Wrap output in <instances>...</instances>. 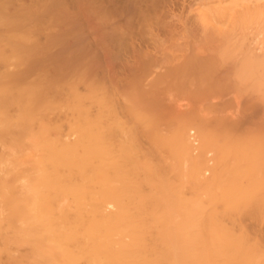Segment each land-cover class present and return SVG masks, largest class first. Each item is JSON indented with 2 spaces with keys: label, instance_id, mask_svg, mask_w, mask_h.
Listing matches in <instances>:
<instances>
[{
  "label": "bare ground",
  "instance_id": "1",
  "mask_svg": "<svg viewBox=\"0 0 264 264\" xmlns=\"http://www.w3.org/2000/svg\"><path fill=\"white\" fill-rule=\"evenodd\" d=\"M3 1L0 264H264V121L254 123L264 109L257 108L264 106V3H191L197 9L191 19L183 14L185 23L180 15L182 28L170 21L182 29L185 48L182 42L171 49L181 35L166 24L168 32H161L163 16L156 33L152 1H120L131 15L120 8L121 23V15L112 22L111 11L102 13L98 19L108 21L98 24L110 33L96 28L93 50L76 20L88 0L75 1L77 14L60 8L61 0L6 1L15 8ZM90 1L89 12L102 10V1ZM134 30L142 40L173 35L160 49L172 54L158 53L159 63L151 55L155 62L147 57L136 67L135 53L128 67L117 64L125 53L110 44L121 46L126 41L117 38H132ZM145 40L147 50L154 46L155 39ZM142 44L139 51L146 50ZM107 54L115 75L103 66L101 77L93 66ZM155 63L164 70L148 78ZM251 96L256 103L249 107ZM241 97L260 110L256 118L247 115L255 118L251 125L244 107L240 117L226 115Z\"/></svg>",
  "mask_w": 264,
  "mask_h": 264
},
{
  "label": "rangeland",
  "instance_id": "2",
  "mask_svg": "<svg viewBox=\"0 0 264 264\" xmlns=\"http://www.w3.org/2000/svg\"><path fill=\"white\" fill-rule=\"evenodd\" d=\"M1 1L4 2L3 0H1ZM6 1H7V0H5V3H6L8 6H7L6 4H5V5H6L8 8H12V7L15 8V7L18 6V5H16V6L14 5V6H15V7H14V6H12L11 4H9L11 1H10V2H6ZM8 1H9V0H8ZM15 1H17V0H15ZM18 1H19L21 4L24 3V5H26V3H27V5L30 4V3L28 2V0H18ZM18 1H17V2H18ZM29 1H30V0H29ZM43 1H44V0H42V2H43ZM46 1L49 2L48 0H46ZM46 1H45V2H46ZM50 1H52V0H50ZM65 1H66V2H65ZM69 1H70V0H61V2H62L61 5H62L63 7L61 6L60 8H66L65 11H66V12L69 11V13L74 9L72 13L75 12V13L77 14L78 9H76V8H77L78 6H77V3H76V4H74V3H75V1H79V2L81 3V0H71L73 3H72L71 1H70V2H69ZM84 1H87V0H84ZM88 1H89V2H88L89 9L86 8V7H84V9H86V11H87V13H86V11H85L84 14H85V15L88 14V17H87V15L84 16V14H82L84 17H83L82 15H80V16L77 17L76 20H77V23L79 22V23H78V25H80L79 28H81V31H80V29H79L80 34H81V35H84L85 37H89V38H91V40H90L89 38H88L87 40L91 41V42H90L91 44H90V43H89V44H90V46H92V49L94 50V47H95V46H94V40L92 39V35H93V33H94V35H96V34L98 33V32H97L98 30H96V28H100V26H102V25L104 24L105 21H108V18H106L107 20L105 19V20L103 21V23H101V21H100L99 19H100V17L102 16V13H107V9H108L109 12L111 11L110 14H112V15L107 14V16L109 15V19H110V21L113 22L112 19L117 20V18H118L120 15H121V16H120L121 19H120V17L118 18V19H120L119 22H121L122 18H123V21H125V20H124V19H125L124 16L126 15V12H124L125 15L123 16L124 13H122V12H123L122 10H124V8L126 9V7H127L128 5L126 4V3H127V0H119V1H118V0H115V1H117V2H115V1L113 0L116 4L112 1V2L114 3V4H113V3L111 2V0H110L108 5H107V3H106V2H108L107 0H98L99 2L102 1V3L100 2L99 4H103V5H102V6L100 5L101 8H102V10H100V8H99V10H97L98 7L95 8V12H97L96 15H95V12H94V13H91V11H90V12L88 11V10H90V7L93 9V6L90 4L91 1H90V0H88ZM104 1H105V2H104ZM120 1H121V2H120ZM130 1H131V3H132V0H128V2H130ZM133 1H134V6H135V4L138 5V3H139L138 0H133ZM135 1H137V3H136ZM139 1L142 2L141 0H139ZM143 1H144V0H143ZM146 1H147V0H146ZM146 1H145V2H146ZM149 1H152V3H150V4H151V5L153 4L152 7L155 8V10H154V8H153V10H152V7H151L150 9L152 10V13L154 12V13H153L154 15H152V14H151V15L154 16V17H152V18H153V22L155 23L154 26L156 25V26H155V30L157 31L156 33H158L159 31H161V30H159V27H158V26H161L163 23H164V26L162 25V26H163L162 28H164L165 30H162L161 32H163V31H167L168 28H167L166 25H168V26H172V23H173V22H172L171 20H173V21L175 20L174 23H173V26H174V24H175V26H177V23H178V26L181 24V25L179 26V28H182V27H181V26H182V23H185L184 20H186V18H187V19H188L189 17H190V19L193 18L192 16H194V15H192V14H195V13H194V10L197 9V8H196V9L193 10V8H195V6H197L198 4H201V2H202V1L199 2V0H192V1H190V0H189V1H188V0H179V1H176V0H173V1H172V0H160V1H159V0H157V3H158V5H159L160 7H162V6H163V7L167 6L166 8H163V7H162V9H161L160 7H157V8H156V6H157L156 4H157V3H155V2H156L155 0H154L155 2H154L153 0H149ZM149 1H148V3H149ZM161 1H162V4H163V5L160 4ZM165 1H167L168 3H164ZM245 1H246V0H245ZM248 1L250 2L251 0H248ZM248 1H247V3H248ZM2 2H1V3H2ZM13 2H14V0H13L11 3H13ZM30 2H31V1H30ZM45 2H44V4H45V6H46V3H47V2H46V3H45ZM54 2H55V0H53V3H54ZM58 2H60V0H59ZM68 2H69V3H68ZM119 2H120L121 4L124 2L127 6L122 7V5H124V3L121 5ZM145 2H144V3H145ZM170 2H171V3L173 2V3L171 4ZM198 2H199V3H198ZM241 2H242V1H241ZM259 2H260V5H262V3H264V1L261 2V0H260ZM28 3H29V4H28ZM40 3H41V1H40ZM55 3H56V2H55ZM67 3H68L69 5H68ZM80 3H78V4H80ZM82 3H83V2H82ZM97 3H98V2H97ZM142 3H143V2H142ZM154 3H155L156 6L154 5ZM181 3L184 4V7L181 6ZM191 3H192V5H193V8L191 7V6H192ZM197 3H198V4H197ZM202 3H203V2H202ZM245 3H246V2H245ZM3 4H4V3H3ZM13 4H14V3H13ZM18 4H19V3H18ZM44 4L42 3V5H44ZM56 4H57V3H56ZM71 4H72L73 6H72ZM110 4H112V5H110ZM118 4H119V5H118ZM128 4H129V3H128ZM132 4H133V3H132ZM139 4H141V3H139ZM145 4H146V3H145ZM164 4H165V6H164ZM169 4H171V5H169ZM196 4H197V5H196ZM241 4H242V3H241ZM241 4H240V5H241ZM10 5H11V7H10ZM47 5H49V3H47ZM59 5H60V3H59ZM75 5H76V6H75ZM85 5H87V3H86ZM88 5H87V7H88ZM106 5H107V6H106ZM109 5H110V6H109ZM129 5H131V4H129ZM141 5H142V4H141ZM141 5H139L141 8H143L144 6L147 7V5H144V4H143V7H142ZM151 5H150V6H151ZM175 5H176V6H175ZM190 5H191V6H190ZM243 5H246V4H244V2H243ZM50 6L55 7L56 5H55V4H54V5L50 4ZM64 6H65V7H64ZM80 6H84V3H83L82 5L80 4ZM97 6H99V5H97ZM100 6H99V7H100ZM104 6H105V7H104ZM112 6H113V7L117 6V8H113ZM168 6H169L170 8H169ZM172 6H173V7H172ZM188 6H189V8H191L193 11H191V9L189 10V8L187 9ZM198 6H199V5H198ZM198 6H197V7H198ZM241 6H242V5H241ZM262 6H264V5H262ZM53 7H52V9H50V10H53V9H54ZM56 7H59V6H56ZM67 7H68V8H67ZM75 7H76V8H75ZM111 7H112V10H111ZM131 7H132V6H130V8H131ZM146 7H145V8H146ZM148 7H149V6H148ZM148 7H147V10H150V9H148ZM171 7H172V8H171ZM49 8H51V7H49ZM104 8H105L106 10H105ZM120 8H122V10H121ZM145 8H144V10H145ZM159 8H160V9H159ZM179 8H180V9H179ZM182 8H184V9H182ZM44 9H45V8H44ZM47 9H48V7H47ZM56 9H57V8H56ZM56 9H54V10H56ZM67 9H69V10H67ZM92 9H91V10H92ZM114 9H116V10L113 12ZM119 9H120V10H119ZM133 9H134V7H133ZM158 9H159L161 12H160ZM164 9H165V10H164ZM170 9H171V10H170ZM185 9H186V11H185ZM262 9H264V7H262ZM50 10H48V12H50ZM104 10H105V11H104ZM147 10H145V12H147ZM156 10H158V11H157L158 13L160 12L159 14L163 13L164 11H165V13H163V14L160 15V16H159V15L157 16L158 13L156 12ZM169 10H170V11H169ZM176 10H178V11H176ZM93 11H94V10H93ZM93 11H92V12H93ZM99 11H100V12H99ZM101 11H102V12H101ZM116 11H118V12H116ZM119 11L121 12V14H119V13H120ZM124 11H125V10H124ZM126 11L129 12L130 15H131V9H130V11H128V9H126ZM183 11H184V12H183ZM188 11H189V12H188ZM52 12H55V11H52ZM52 12H50V13H47V12H46V13H47L48 16H49V14H52ZM88 12L91 13V14L89 15ZM132 12H133V11H132ZM148 12H149V11H148ZM180 12H181V13H180ZM67 13H68V12H67ZM72 13H71V14H72ZM99 13H101V14H99ZM113 13H114V15H113ZM149 13H151V12H149ZM155 13H156V14H155ZM166 13H167V15H166ZM170 13H171V14H170ZM172 13H173V14H172ZM190 13H191V14H190ZM47 14H46V15H47ZM92 14H94V16H95L94 19H93L94 16H93ZM97 14H99V15L97 16ZM115 14H116V15H115ZM164 14H165V15H164ZM168 14H169V17H168ZM175 14H176V15H175ZM181 14H182V15H183V14H184V15H187V16H189V17L184 16V15L182 16ZM189 14H190V15H189ZM100 15H101V16H100ZM103 15H104V14H103ZM127 15H128V14H127ZM151 15H148V16L150 17ZM180 15H181V18H180ZM50 16H51V15H50ZM99 16H100V17H99ZM112 16H114V18L111 19L110 17H112ZM115 16H117V17H115ZM161 16H163V18H164V17H167V18H164V21H165V22H163V23L160 22V21H163V20H160V19L162 18ZM176 16H179V17H176ZM81 17H83V19H82ZM155 17H156V18H155ZM170 17H172V18H170ZM173 17H174L175 19H173ZM183 17H185V19H183ZM79 18H80L82 21H81ZM86 18H88V19H86ZM91 18H92V19H91ZM96 18H97V19H96ZM98 18H99V19H98ZM145 18H147V21H149V22L151 21V20H148V17H145ZM150 18H151V17H150ZM150 18H149V19H150ZM152 18H151V19H152ZM163 18H162V19H163ZM178 18H180L181 20L183 19L184 22L182 21V23H180V21H179L180 19H178ZM84 19H85V20H84ZM156 19H157V20H156ZM88 20H89V21H88ZM94 20H96V21L98 20V21L95 22ZM158 20H159V21H158ZM168 20H169V21H168ZM83 21H84V22H83ZM167 21H168V22L171 21L172 23L170 22L171 24L169 23V24H170V25H169L168 23H166ZM88 22L90 23V24H89L90 27L87 26V25H88ZM91 22L94 23L95 25L98 24V23L100 22V24H102V25H99V24H98L99 26L97 25V26H98V27H97V26H95L94 24H92ZM156 22H158V24H156ZM159 22H160V24H159ZM176 22H177V23H176ZM81 23H82V25H83V24H84V25L86 24V25H85V28H84V25H83V27L81 26ZM110 23H111V22H109V23L107 22L106 24H110ZM117 23H118V21H117ZM121 23H122V22H121ZM121 23H120V24H121ZM91 24H92L93 26H92ZM111 24H113V23H111ZM111 24H110V25H111ZM115 24H116V23H115ZM165 24H166V25H165ZM110 25H107V26H110ZM150 25L152 26L153 24L150 23ZM91 26H92L93 28H92ZM94 26H95V27H94ZM173 26H172V29L169 28V29H170L169 33H171V30H173L172 34L175 35V33H177V35H178V32H179V36L181 35V38L178 37V40H177V39H176L177 37L175 36V37H176L175 39H171V38H173V37H172L173 35L168 34V35H169L168 37H169V38L171 37L170 39L173 40V41H170V42H169V43H170V46H173V47H170L169 45H168V47H170L171 49H174L175 46H177L178 44H180V45L177 46V49H178V47H179V49H181L180 46H182L183 43H184L183 47L185 46V42H183V40H184L183 38H184V37H183V35H182V34H183L182 29H179V30L176 29V30H175V28H173ZM175 26H174V27H175ZM178 26H177V28H178ZM88 27H89V28H88ZM110 27H111V26H110ZM60 28H61V27H60ZM90 28H92V29H90ZM102 28H106V26H105V27L102 26ZM152 28H153V26H152ZM152 28H150V29L152 30ZM157 28H158V29H157ZM160 28H161V27H160ZM162 28H161V29H162ZM166 28H167V29H166ZM84 29H86V30H84ZM87 29H88V31H87ZM108 29H109V28L107 27V28L104 29V30H107V31H108ZM83 30H84L85 32H86V31H87V32L84 33V34H82V31H83ZM91 30H92V31H91ZM94 30H95V32H94ZM155 30H154V28H153V31H155ZM174 30H175L176 32H175ZM134 31H135V30H134ZM136 31H137V30H136ZM136 31H135V34H133L134 36H132V38H134L135 35L137 36L136 33H137L138 31H137V32H136ZM153 31H152V32H153ZM92 32H93V33H92ZM105 32H106V31H105ZM161 32H160V34H158L159 37H158L155 33H154L155 36H153V37H150V36H152V35H150V36H147V35H146V37H147V38L145 37L146 40L144 39V36L142 37L143 40H145L146 42H147V41H148V42L150 41L151 43H152V40H153V42H154V39H155V42H154L155 44H154V46H152L153 44L150 45V47H148V49L150 48L149 50H147V46H148V45H146V43L141 39L140 36H142V35H140V33H138V34L140 35V36L138 35V36L140 37L139 39H138L137 37H135V38L138 39V40L135 41L136 44H135V43H132V41L134 42V39H132L131 37L125 39V38H124L125 36H123V38H124V39H123L122 37H121V38H117V37H114V35H113V37H114L113 39H115V38H117L118 40L120 39L119 41H122V43L124 42V40L126 41V42L123 43V44L121 43L122 45L120 44L121 46H118V47H117V45H114V43H113V45H112V43L110 44V47H109V48H111V47L114 46V47H113V50H114L113 52H115V50H116V52H117V50L120 49V50H118V52H117V53L120 54V56H123L122 54L125 53V54H124L125 56H124L123 58H122V57H118L119 54L117 55L118 59L120 58L119 60L117 59V57H116L115 54H114V56L116 57V58H115L116 61H114V62L117 63V60H118V63H117V64H120V63H122V62H124L123 64H127V63H125V62H127V59H130L129 62H132V60H133L132 58L135 57V53H136L137 56H136L135 58H137V61H136L137 63H135V64H136V67H138L139 63H140V62H143L142 60H144V59L146 60V59H148V58H152V60H154L155 58H157V60H158V58H160V56H162V55H165V56H166V55H167L166 53H168L169 50L171 51V49L168 48V51H167L166 49H165V51H163L164 49H163V50H160V49H162V48L164 47V46H163L164 44H165V46H166V44H167L168 42L165 43V41H169L170 39H167L168 37L165 35V34H167L166 32L164 33V35H165L166 37H165L164 35H163V36H164V37H163L162 34H161ZM167 32H168V31H167ZM87 33H88V34L90 33L89 36H87V35H88ZM106 33H110V29H109V32H106ZM133 33H134V32H133ZM80 34H79V35H80ZM86 34H87V35H86ZM81 35H80V36H81ZM94 35H93V36H94ZM98 35H99V33H98ZM110 35H112V34H110ZM160 35H161V36H160ZM170 35H171V36H170ZM43 36H44V35H42V36L40 35V37H38V38H40V40H41V38H42L41 41H43V39H44ZM84 36H83V37H84ZM90 36H91V37H90ZM116 36H118V35H116ZM126 36H127V35H126ZM128 36H129V35H128ZM182 37H183V38H182ZM179 38H180V39H179ZM117 39H116V40H117ZM127 39H128V40L130 39L132 45H131V43H128L129 41H128ZM156 39H157V40H156ZM163 39H164V40H163ZM165 39H166V40H165ZM182 39H183V40H182ZM40 40H39V41H40ZM108 40H109V39H107V41H108ZM140 40L143 41V42H141ZM159 40H161V41L163 40L164 42H160ZM176 40H177V43L175 42ZM179 40H180V41H179ZM44 41H45V40H44ZM127 41H128V42H127ZM138 41H140V42H138ZM184 41H185V40H184ZM92 42H93V44H92ZM150 42H149V44H150ZM156 42L160 45L159 50H160L161 52L158 51V49L155 47V46H156ZM173 42H175V43L173 44ZM182 42H183V43H182ZM141 43H143L142 46H143L144 48H143L142 46H141V47H142L143 49H145V47H146V50L150 52V53H149V52L144 53V54L147 55V56H145V55L143 56V53L140 52V51L146 52V50H145V51H144V50H140V51H139V49H138V48H139L138 46H140ZM162 43H164V44L161 46ZM169 43H168V44H169ZM89 44H88V45H89ZM116 44H117V43H116ZM133 44H135V45H133ZM123 45H125V46H123ZM126 45H127V46H126ZM129 45H130L131 47H130ZM136 45H137V47H135ZM90 46H89V47H90ZM93 46H94V47H93ZM151 46H152V47H151ZM116 47H117V49H116ZM120 47H122V49H121ZM124 47H125L126 49L128 48V50H130V51L126 50ZM141 47H140V49H141ZM153 47H155V48L157 49V50H156L157 53H154L155 51L153 52V50H155V48H153ZM166 47H167V46H166ZM114 48H115V49H114ZM131 48H133V49L136 48L137 50L135 51V50H132ZM152 48H153V50H152ZM184 48H185V47H184ZM90 49H91V48H90ZM92 49H91V50H92ZM182 49H183V48H182ZM187 49H188V47L186 48V50H187ZM123 50H126V51H123ZM109 51H112V50L109 49ZM131 51H132V52H131ZM134 51H135V52H134ZM138 51L140 52V54L138 53ZM170 51H169V53L172 54V51H171V52H170ZM174 51H175V50H173V53H176V52H174ZM113 52H111V54H112ZM116 52H115V53H116ZM151 52H152V53H151ZM109 53H110V52H109ZM117 53H116V54H117ZM127 53H129V54L132 55V56H129ZM158 53H159V54L161 53V55L159 56ZM169 53H168V54H169ZM111 54H107L108 56H107V55H105V56L103 55V56L108 58L109 55H111ZM126 54H127L128 56H126ZM141 54H142V55H141ZM149 54H150V55H149ZM155 54H157L158 56L155 57V56H156ZM112 55H113V54H112ZM112 55H111V57H109V58H111V59H110L111 61H110V60L107 61V62H109L110 64H108V63L106 62V65H104V64H105V61H104V57H103V59L101 60V62H99V64L93 66V67H96V69L94 68V70H93L94 72H95L97 69H99V70H97V71H98V73H100V75H99L98 73H97V75H99V76H101V77H104V75H103V76L101 75V72H102V74H103V71H104L103 66H104V67H107L108 65L111 66V62L113 63L112 60H114V57H112ZM140 55L142 56V58L139 57ZM151 55H152L153 57H155V58H153ZM154 55H155V56H154ZM133 56H134V57H133ZM165 56H164V57H165ZM128 57H129V58H128ZM147 57H148V58H147ZM98 58H99V60H100V57H98ZM101 58H102V57H101ZM112 58H113V59H112ZM125 58H126V61H124ZM121 59H122L123 61H122ZM161 59H162V58H161ZM161 59H160V63H161ZM134 60H135V59H134ZM155 60H156V59H155ZM155 60H154V62H155ZM162 60H163V59H162ZM102 61L104 62L103 64H101ZM139 61H140V62H139ZM129 62H128V63H129ZM134 62H135V61H134ZM156 62L159 63V60L156 61ZM116 63H115V64H116ZM113 64H114V63H113ZM117 64H116V65H117ZM155 64H156V63H155ZM162 64H164V63L162 62ZM116 65H115L116 68H115V67H114V68H115V70H116V69L118 70V68L120 67L121 64H120L119 66L117 65L118 67H117ZM113 66H114V65H113ZM123 66H124V65H123ZM123 66H122L121 68L125 70V71H124L125 74H124V73L122 74L121 72H119L121 69H119L118 72L120 73L121 76H125V75L127 76L126 71H128V70H126L125 68L128 67V64H127V67L125 66V67L123 68ZM100 67H101L102 69H101ZM111 67H112V66H111ZM111 67H109V66L107 67L108 71H111V70H109ZM164 67H165V65L162 66V65L160 64V65L157 66V64H156L153 68H151V69H153V70L150 69V71H151L152 74L149 73L147 76H149L150 74H151V76L148 77V78H151V77L155 76L156 73L158 74V72H159V73L163 72ZM92 69H93V68H92ZM100 69H101L102 71H101ZM111 69H112V68H111ZM158 69H159V70H158ZM112 70H113V69H112ZM99 71H100V72H99ZM105 71H106V70H105ZM105 71H104V72H105ZM108 71H107V72H108ZM113 71H114V70H113ZM121 71H122V70H121ZM157 71H158V72H157ZM116 72H117V71H116ZM118 72H117V73H118ZM105 73H106V72H105ZM105 73H104V74H105ZM111 73H113V75H115V74H114L115 72H112V71H111ZM119 73H118V74H119ZM128 73H129V72H128ZM120 75H119V76H120ZM99 76H97V77L99 78ZM116 76H117V75H116ZM126 76H125V77H126ZM147 76H145L146 81L150 80V79H147ZM101 77H100V78H101ZM226 93L229 94L230 92H226V91H225V92H224V96L226 95ZM222 94H223V93H222ZM231 95H232V94H231ZM233 96H234V95H233ZM233 96H232V99H233ZM248 96H249V95H248ZM248 96L246 95V98H247ZM222 97H223V96H222ZM228 97H229V96L227 95L225 98H228ZM230 97H231V96H230ZM253 97H254V96H253ZM223 98H224V97H223ZM241 98H242V97H241ZM243 98H245V97L243 96ZM243 98L240 99V100H238V101H241V100H242L241 102L243 103V102L245 101ZM221 99H222V98H221ZM230 99H231V98L228 99L229 101H228V100H225L224 102L228 101V103L230 104ZM250 99L252 100V96H251V98H248V100H250ZM222 100H223V99H222ZM222 100H221V102H222ZM246 100H247V99H246ZM253 100H254V98H253ZM253 100H252V102H248V101H247V102L250 104L249 107H252V106H251L252 104L255 106L254 103H256V101L254 102ZM231 101H232V103H234L233 100H231ZM238 101H237V102H238ZM241 102H240V103H241ZM253 102H254V103H253ZM257 102H258V101H257ZM232 103H231V105H232ZM242 103H241V104H242ZM248 103L244 102L242 105H241V104L239 105V102H238L237 105H236L237 108L234 107V108H236V111H233L234 109L231 110V111H233L234 113L231 112V111H230V112L228 111V112L226 113L227 117L230 116L231 119H233V118H237V117H240L239 115H241V113H238V112H239V109L242 110L241 108L244 107V109H246V111L243 109V110L245 111L246 118L249 120V121H246L247 119H245V123H246V122H249V125H251V124L253 123L252 121L257 117V115H256L254 112H257V111L259 112L260 110H258V109L256 110V108H255L254 106H253V108H251V109H255V111L250 110V109L248 108ZM246 104H247V108H248V109L245 108L246 106H244V105H246ZM257 104L259 105V102H258ZM227 105H228V104L226 103L225 106H227ZM240 106H241V107H240ZM256 106H257V105H256ZM259 107H264V106H262V104L260 103V106H258L257 108H259ZM259 109H260V108H259ZM262 110H264V109H261V113L259 112V113H260V116H258L259 118H260V117H261V118H264V117H262V115H264V112H262ZM240 112H241V111H240ZM232 113H233L235 116H233ZM237 113H238V114H237ZM252 113H254L253 116H255V118L251 121V120H250V118H251L250 115H252ZM230 114H231V115H230ZM243 114H244V112H243ZM261 114H262V115H261ZM247 115L250 116V118L247 117ZM258 115H259V114H258ZM236 116H237V117H236ZM242 116H243V115H242ZM244 116H245V115H244ZM244 116H243V118H245ZM232 117H233V118H232ZM258 117L254 120V123H255V124H256V123L259 124V122L264 121V119L261 120V119H259ZM252 118H253V117H252ZM250 121H251L252 123H251ZM255 121H257V122H255ZM250 123H251V124H250ZM247 124H248V123H247ZM255 124H254V125H255ZM254 125H252V126H254ZM262 125H264V123H262ZM246 126H247V128H253L252 126H251V127L248 126V125H246ZM246 126H245V127H246ZM255 126L257 127L258 125H255ZM251 232H252V231H251Z\"/></svg>",
  "mask_w": 264,
  "mask_h": 264
}]
</instances>
